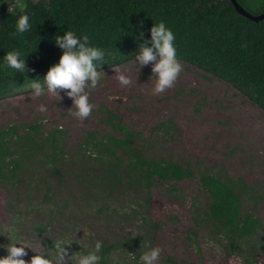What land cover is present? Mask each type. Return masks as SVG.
<instances>
[{"label": "rangeland", "instance_id": "1", "mask_svg": "<svg viewBox=\"0 0 264 264\" xmlns=\"http://www.w3.org/2000/svg\"><path fill=\"white\" fill-rule=\"evenodd\" d=\"M180 62L176 82L160 94L154 62L101 67L98 85L86 88L93 105L86 119L73 114L63 91L47 87L39 96L29 88L0 98V132L16 128L0 172V257L11 234L37 252L53 250L59 238L72 241L65 264L97 241L100 264H137L145 241L162 249L157 264H264V228L242 254L227 250L204 216L209 199L197 176L146 187L128 168L126 150L89 138H123L121 124L144 156L228 179L243 211L264 226V110L227 81ZM121 74L131 83L122 85ZM31 247L26 261L36 254Z\"/></svg>", "mask_w": 264, "mask_h": 264}, {"label": "trees", "instance_id": "2", "mask_svg": "<svg viewBox=\"0 0 264 264\" xmlns=\"http://www.w3.org/2000/svg\"><path fill=\"white\" fill-rule=\"evenodd\" d=\"M238 2L254 15L264 12V0ZM24 13L30 15L31 27L20 34L15 25ZM159 22L174 32L178 60L227 81L264 110V19L244 16L231 0H0V98L31 88L33 81L47 87L44 77L64 51L57 37L68 31L103 49L94 62L98 70L137 60L141 48L152 45L150 30ZM12 51L25 60L23 72L4 67ZM116 127L125 131L123 138L107 134L98 139L94 132L89 138L109 151L126 150L128 168L146 187L197 176L209 199L204 216L216 226L227 250L242 254L251 236L264 228L258 217L243 211L242 197L228 179L197 174L174 160L146 157L133 146V134L121 124ZM14 131L0 132V172L7 165L6 137ZM52 139L53 134L47 137ZM110 249L106 245L104 253Z\"/></svg>", "mask_w": 264, "mask_h": 264}, {"label": "clouds", "instance_id": "3", "mask_svg": "<svg viewBox=\"0 0 264 264\" xmlns=\"http://www.w3.org/2000/svg\"><path fill=\"white\" fill-rule=\"evenodd\" d=\"M29 21V14H21L16 21L15 31L20 34L28 32L31 27ZM150 35L152 45L141 48L138 61L141 66L154 62L152 64V73L155 76L153 92L160 94L174 85L183 70V65L177 58L175 34L164 22L155 23L150 30ZM56 42L64 51L59 62L51 66L44 77L47 91L56 94L63 91L73 100L75 106L73 114L79 119H86L93 109L86 88H95L102 78V72L97 71L94 62L103 56V49L91 45L87 36L83 38V42H80L72 31L66 32L63 37H57ZM4 67L23 72L25 60L20 52L12 51L4 58ZM119 81L122 85L131 83L130 78L124 74L119 76ZM31 88L35 90L37 96L43 92L38 82L33 81ZM8 237L11 243L6 246L7 255L0 257V264H65L68 248L72 242L59 238L54 241L53 250L37 252L28 244L14 239L11 234ZM29 247L35 250L36 254L26 261L24 257L27 256ZM102 247V242L97 241L93 249L77 252L71 259L74 264H100ZM144 247L146 251L139 257L137 264H157L162 249L146 241Z\"/></svg>", "mask_w": 264, "mask_h": 264}, {"label": "water", "instance_id": "4", "mask_svg": "<svg viewBox=\"0 0 264 264\" xmlns=\"http://www.w3.org/2000/svg\"><path fill=\"white\" fill-rule=\"evenodd\" d=\"M232 3L234 4L235 8L238 10V12H240L241 14H243L244 16L250 18L251 20L254 21H260L264 19V12L258 15H254L252 13H250L249 11H247L239 2L238 0H231Z\"/></svg>", "mask_w": 264, "mask_h": 264}]
</instances>
